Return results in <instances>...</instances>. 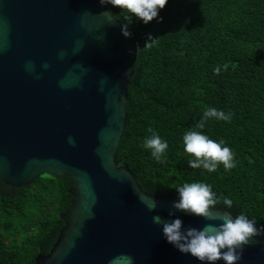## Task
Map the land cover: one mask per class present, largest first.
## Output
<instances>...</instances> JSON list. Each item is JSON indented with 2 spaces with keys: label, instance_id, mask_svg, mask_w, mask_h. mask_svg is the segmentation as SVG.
I'll return each instance as SVG.
<instances>
[{
  "label": "water",
  "instance_id": "95a60500",
  "mask_svg": "<svg viewBox=\"0 0 264 264\" xmlns=\"http://www.w3.org/2000/svg\"><path fill=\"white\" fill-rule=\"evenodd\" d=\"M123 26L100 0H0V182L30 186L44 174L74 180L64 226L36 264H110L120 256L132 264H209L180 253L152 218L179 217L197 229L221 221L172 209L178 192H146L116 160L138 55ZM252 240L237 264H264V234Z\"/></svg>",
  "mask_w": 264,
  "mask_h": 264
},
{
  "label": "trees",
  "instance_id": "16d2710c",
  "mask_svg": "<svg viewBox=\"0 0 264 264\" xmlns=\"http://www.w3.org/2000/svg\"><path fill=\"white\" fill-rule=\"evenodd\" d=\"M138 45L129 85L128 122L116 160L142 188L165 196L184 184L211 187L216 208L264 226V0H168L148 24L109 4ZM153 40L148 41V34ZM148 42V43H146ZM228 68L224 70L223 65ZM221 71L215 74L214 69ZM210 108L232 113L196 128ZM151 128L167 142L158 163L144 147ZM198 131L228 147L234 167L191 168L183 137ZM70 177L44 174L30 186L0 182V264H36L49 253L71 205Z\"/></svg>",
  "mask_w": 264,
  "mask_h": 264
},
{
  "label": "clouds",
  "instance_id": "9594fccd",
  "mask_svg": "<svg viewBox=\"0 0 264 264\" xmlns=\"http://www.w3.org/2000/svg\"><path fill=\"white\" fill-rule=\"evenodd\" d=\"M168 0H100L102 5L111 4L113 6L126 9L141 19L145 24L151 22L154 18L158 21L162 17H158L159 10L163 9ZM122 34L129 37L131 33L128 26L124 25ZM151 34H148V41H152ZM148 43V42H146ZM131 51V49L129 50ZM63 58L64 53H61ZM30 67V64H29ZM46 68L47 65L45 64ZM227 70L228 64L223 65ZM221 71L220 66L214 69L215 74ZM232 113L226 114L224 111H218L215 108L207 109L203 113V117L196 125V128L203 129L207 120L215 118L217 120L230 121ZM152 136L146 138L144 147L151 150L152 157L158 162H164L162 156L168 148L167 142H162L159 135L151 128ZM185 152L194 156V160L189 161L191 168H200L201 166L209 172L217 170L218 164H223L225 170H231L235 165L233 163V153L228 147H221L223 141L217 143L209 139L206 135L198 131H189L184 137ZM69 143H73L69 137ZM180 199L173 201L172 209L181 211L186 215L203 217L208 220H219L221 223L205 224L203 228L184 227L183 221L179 217L171 222L164 220L161 216H153V222L162 225V233L167 242L172 244L182 254H190L201 262H209L215 264L216 261L223 260L226 264H237L242 258L244 246L253 243V237L264 234V226L257 228L254 220L248 219L241 214L231 219L227 213L213 212L210 209L215 208L218 203L213 197L211 187L201 183L184 184L178 189ZM146 200L147 198H142ZM223 204L227 209L233 205V200L229 198L223 199ZM149 210L152 211L156 207V201L151 200L148 203ZM169 216H175L174 211L168 212ZM126 261L132 264L131 256H120L110 261V264H121Z\"/></svg>",
  "mask_w": 264,
  "mask_h": 264
}]
</instances>
